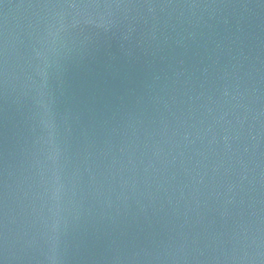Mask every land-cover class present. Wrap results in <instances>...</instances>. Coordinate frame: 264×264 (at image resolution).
Returning <instances> with one entry per match:
<instances>
[{"label": "water", "instance_id": "water-1", "mask_svg": "<svg viewBox=\"0 0 264 264\" xmlns=\"http://www.w3.org/2000/svg\"><path fill=\"white\" fill-rule=\"evenodd\" d=\"M0 264H264V0H0Z\"/></svg>", "mask_w": 264, "mask_h": 264}]
</instances>
